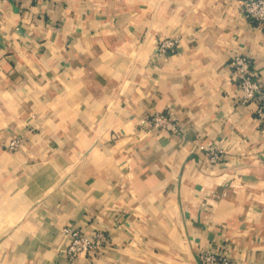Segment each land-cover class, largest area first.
<instances>
[{"label": "crops", "instance_id": "obj_1", "mask_svg": "<svg viewBox=\"0 0 264 264\" xmlns=\"http://www.w3.org/2000/svg\"><path fill=\"white\" fill-rule=\"evenodd\" d=\"M237 53L264 91V28L239 0H0V264H200L209 247L264 264V121L238 101ZM154 113L179 133L142 131ZM73 222L111 247L67 258Z\"/></svg>", "mask_w": 264, "mask_h": 264}, {"label": "built area", "instance_id": "obj_2", "mask_svg": "<svg viewBox=\"0 0 264 264\" xmlns=\"http://www.w3.org/2000/svg\"><path fill=\"white\" fill-rule=\"evenodd\" d=\"M24 5L33 0H4ZM243 17L253 26L264 28V0H239ZM177 42L170 38H161L158 42V52L161 55L173 53ZM233 78L239 90V102L252 107L257 120L264 121V91L251 59L241 53L235 54L229 62ZM140 129L145 132L164 130L178 134L177 122L171 113H154L150 117L139 119ZM21 141L14 138L7 144L8 150H16ZM196 149L203 152L210 165L217 166L223 163L224 151L213 146L199 144ZM65 239L64 254L75 260L79 256L99 257L102 252L111 247V233L92 224L69 223L60 229ZM200 264H235L225 252L209 247L199 253Z\"/></svg>", "mask_w": 264, "mask_h": 264}]
</instances>
